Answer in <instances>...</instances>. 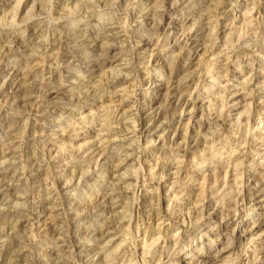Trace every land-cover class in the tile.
I'll return each mask as SVG.
<instances>
[{
    "label": "clouds",
    "instance_id": "1",
    "mask_svg": "<svg viewBox=\"0 0 264 264\" xmlns=\"http://www.w3.org/2000/svg\"><path fill=\"white\" fill-rule=\"evenodd\" d=\"M0 264H264V0H0Z\"/></svg>",
    "mask_w": 264,
    "mask_h": 264
}]
</instances>
